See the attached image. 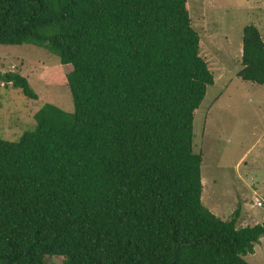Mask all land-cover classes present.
Returning <instances> with one entry per match:
<instances>
[{
    "label": "trees",
    "instance_id": "16d2710c",
    "mask_svg": "<svg viewBox=\"0 0 264 264\" xmlns=\"http://www.w3.org/2000/svg\"><path fill=\"white\" fill-rule=\"evenodd\" d=\"M187 0H0V45L70 65L73 111L44 104L0 139V264H249L264 220L201 203L193 120L214 76ZM237 77L264 86V42L242 31ZM0 81L37 100L23 76Z\"/></svg>",
    "mask_w": 264,
    "mask_h": 264
},
{
    "label": "rangeland",
    "instance_id": "374dc122",
    "mask_svg": "<svg viewBox=\"0 0 264 264\" xmlns=\"http://www.w3.org/2000/svg\"><path fill=\"white\" fill-rule=\"evenodd\" d=\"M187 4L200 37L199 54L214 76L193 120V152L202 155L201 203L224 221L238 210L237 228L252 227L259 224L256 215L264 213V86L241 80L237 72L242 68L238 57L243 28L254 25L264 42V0ZM71 69L46 49L0 45V75L23 76L37 95L31 100L11 83L0 81V139L17 142L31 131L33 116L44 104L72 112L65 78ZM255 199L263 208L255 206ZM257 246V252L244 256L249 264H264V239ZM44 263L62 264L63 258L46 257Z\"/></svg>",
    "mask_w": 264,
    "mask_h": 264
},
{
    "label": "crops",
    "instance_id": "0c3cea01",
    "mask_svg": "<svg viewBox=\"0 0 264 264\" xmlns=\"http://www.w3.org/2000/svg\"><path fill=\"white\" fill-rule=\"evenodd\" d=\"M241 55H242V47H241V50H240V52H239V57H238V59L241 58ZM207 64H208V63H207ZM208 66H209V65H208ZM254 204H255V203H254ZM244 211H246V210H244ZM256 216L259 217V219H258L257 222H259V224H261V223L263 222V220H264V213L261 214V216H259V214H257ZM256 216H254L255 219H256ZM255 221H256V220H255ZM257 222H256V223H257ZM256 223H255V224H256ZM263 239H264V237H261V238H260V240H259V244L261 243V241H262ZM257 247H258V246L255 245V247H254V253L257 252Z\"/></svg>",
    "mask_w": 264,
    "mask_h": 264
},
{
    "label": "built area",
    "instance_id": "2783aa9c",
    "mask_svg": "<svg viewBox=\"0 0 264 264\" xmlns=\"http://www.w3.org/2000/svg\"><path fill=\"white\" fill-rule=\"evenodd\" d=\"M255 202V206H257L258 208H263V203L258 201L257 199L254 200Z\"/></svg>",
    "mask_w": 264,
    "mask_h": 264
}]
</instances>
